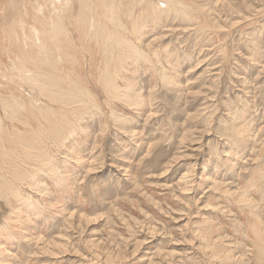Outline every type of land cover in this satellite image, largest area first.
<instances>
[{"label":"rangeland","instance_id":"obj_1","mask_svg":"<svg viewBox=\"0 0 264 264\" xmlns=\"http://www.w3.org/2000/svg\"><path fill=\"white\" fill-rule=\"evenodd\" d=\"M33 1L0 0V88L16 74L2 29L33 23ZM167 5L130 11L118 98L98 83L106 57L71 29L93 101L79 122L66 106L63 142L31 122L34 158L7 142L21 167L0 171V264H264V0Z\"/></svg>","mask_w":264,"mask_h":264},{"label":"bare ground","instance_id":"obj_2","mask_svg":"<svg viewBox=\"0 0 264 264\" xmlns=\"http://www.w3.org/2000/svg\"><path fill=\"white\" fill-rule=\"evenodd\" d=\"M116 1L34 0L31 4L34 9L35 20L33 23L28 24L26 21L21 20L19 23L12 22L11 25L2 29L4 34L2 43L6 45V52L12 55V58H9L16 74L14 73L13 80L12 77L1 72L2 78L7 82L6 87L0 88V147H3L2 151L0 150L2 155V158H0L1 173L6 174V164L14 168L12 174L17 175L20 173L21 166L19 164L21 162L9 154L10 149L7 148V142L12 144L11 150L19 148L27 156L35 157L30 155L32 150L30 145H26V142L29 141L26 140V135L28 133L32 134V123H36V126L39 127L41 125L40 120L46 119V127L43 133L51 135L52 132H55L54 135L58 136L54 138L55 141L63 142L64 139L59 137L71 129H68L69 125L67 124V114L71 111L65 109L66 106L76 103L82 105L74 109L73 113L76 116L73 120L75 122H79L82 115H88L90 107L87 105L93 100L82 86V80L75 78L76 75L73 74L74 65L77 63L75 53L78 50L80 51V47L79 49L76 48V42L71 39L72 28L77 32V41L82 44V52L86 50L85 48H88L87 46L90 48L95 47L106 57L104 58V64L98 68L103 69L100 72L102 74L98 83L101 87L103 86V91L106 94L118 98V95H113V93L118 89V76H120L119 74L124 65L122 61L130 56H135L136 47L132 41L133 38L135 39L133 32L138 33L139 31L137 29L138 20L133 21V13H130V11L134 10L137 4L138 6L143 4V7L139 6L140 14L137 16H149L155 13L160 3H167L168 5L165 8L176 10L182 0H156L157 4L153 2L154 0H131L128 7H126L129 16L126 21L128 20L129 24L123 23L120 17L121 14L117 13V9L121 8L123 4L118 1L117 4ZM75 2L78 3L79 9L76 12L77 16L72 15ZM12 49L16 52H12ZM72 49L76 50L75 53L71 51ZM79 56L81 57V55ZM11 83L17 86L18 89H23V93L19 94L14 87H9ZM3 92H9L10 94L4 95ZM25 92L31 95L32 98H23ZM47 93H50V96H47ZM39 96L50 102H57L59 106L53 108L49 104L37 105ZM41 100L43 99L41 98ZM59 114L62 118H59ZM25 116L30 120L28 121ZM20 119H23V121ZM17 124L21 125L15 128ZM12 130L13 133L14 131L16 133L11 134ZM0 188L6 187L0 185Z\"/></svg>","mask_w":264,"mask_h":264}]
</instances>
